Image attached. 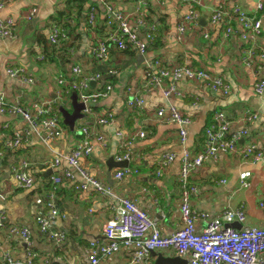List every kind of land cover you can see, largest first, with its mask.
Returning a JSON list of instances; mask_svg holds the SVG:
<instances>
[{
    "label": "crops",
    "instance_id": "1",
    "mask_svg": "<svg viewBox=\"0 0 264 264\" xmlns=\"http://www.w3.org/2000/svg\"><path fill=\"white\" fill-rule=\"evenodd\" d=\"M0 1H7L0 9V19H13L17 23L15 38L0 40V91L10 105L20 103L31 108L36 104H49L51 111L59 114L64 129L59 138L49 141L39 129L34 131L22 116L0 114V192L5 196L0 198V213L6 216V228L0 233L3 251L11 252L15 260L24 258V243L9 229L25 227L31 231L32 249L39 259L49 264L87 263L91 243L105 241L102 227L112 218L114 207L123 197L135 200L157 222L164 236L180 229L178 178L184 147L180 143L178 126L157 117L160 109L171 106L192 119L187 127L186 148L194 154L203 149L205 130L213 115L220 111L232 121V134L243 129L249 131L241 148L254 144L263 153V158L256 163L244 162L237 154H222L193 172L191 182L198 192L192 196V207L207 217L199 220V230L227 209L239 208H244L247 214L244 226L264 227V207H261L264 204V94L255 91L256 83L264 79V13L258 10L264 0H197L194 6L197 23L188 26L183 40L178 38V27L191 7L181 0H149L140 7L149 24L156 27L155 41L147 53L141 55L135 49L119 50L111 45L109 59L104 62L93 57L92 49L112 31L110 21L113 17L106 5H111L116 12L127 13L139 7L137 0ZM223 4L228 9L239 6L250 16L260 19V35L244 40L242 27L235 20L231 22L233 32L227 35V19L212 22L213 14ZM93 6L98 7V18L91 29L88 14ZM32 8L37 9V14L27 21L24 14ZM55 26L67 32V39L59 45L50 40ZM156 59L164 66L185 65L209 71L223 78L230 91L225 94L201 82L182 80L176 86L183 95L167 99L163 89L171 84L170 79L165 80L162 88L147 87L149 70H155L148 69V64ZM74 65H80L86 74L102 75L91 84L90 93L112 86L108 95L100 97L92 107L95 119L111 113L113 122L97 125L93 116L86 115L79 120L81 123L77 121L74 131L64 124L60 107L72 112V94L67 95L62 103L64 106L59 107L62 87L58 81L60 76L72 78ZM10 67L23 68L34 82L10 77L7 73ZM110 71L115 73L110 74ZM136 97L142 98L144 104L130 109L128 101ZM247 113L256 114L257 118L249 121ZM85 125L100 134L105 144L93 139L92 154L82 158L80 165L111 188L112 193L102 195L92 188L77 190L76 187L84 183L80 175L59 185L55 205L60 216L50 229L65 236V240L58 243L49 234L41 233L36 220L49 210L47 203L53 177L72 170L66 157L78 145L79 132ZM26 131L31 135L21 146L12 150L5 148L7 139L16 134L24 135ZM140 131H145L147 136L136 137L132 142L129 148L132 160L128 162V167L138 173L117 180L115 175L123 168H113L109 172L107 162L110 157L116 161V156L124 152L123 142ZM119 133H123V137ZM167 154H176L177 158L158 174V162ZM18 168L34 178L32 188L18 187L14 176ZM245 172L251 173L249 187L241 186L240 176ZM225 226L243 227L239 223H225ZM155 253L178 257L174 251ZM132 259L133 254L122 249L101 264H155L157 257L150 256L138 263H131Z\"/></svg>",
    "mask_w": 264,
    "mask_h": 264
},
{
    "label": "built area",
    "instance_id": "2",
    "mask_svg": "<svg viewBox=\"0 0 264 264\" xmlns=\"http://www.w3.org/2000/svg\"><path fill=\"white\" fill-rule=\"evenodd\" d=\"M80 1V0H77ZM184 4L191 7L189 13L184 17L181 25L178 27L179 39L183 40L187 28L191 24L197 23V12L194 10L197 0H181ZM149 0H137L138 8L132 12H116L111 5H106L111 12L113 20L110 21L111 29L109 36L105 40L96 42L92 49L93 57L100 62L109 59V49L113 45L119 50L129 48L137 50L141 55L147 53L149 47L155 41L156 27L149 24L145 15L141 11ZM7 1H0V9ZM258 10L263 11V3L258 5ZM37 14V9L32 8L24 14V19L31 21ZM98 18V9L93 6L89 10L88 24L92 29L96 26ZM222 19L228 20L226 34L233 32L232 21H237L242 27V38L250 40L258 37L262 30V22L253 16H250L241 7L235 6L228 9L225 4L221 5L213 14L212 22L215 24ZM17 23L13 19H0V40L13 39L16 36ZM139 33H142L140 35ZM207 36V35H206ZM67 39V32L55 26L51 34V43L59 45ZM248 64V61H245ZM154 68L149 75L147 87L162 88L165 80L172 82L163 89L164 96L167 99L181 97L182 91L176 84L182 80H188L197 83H204L215 91H222L227 94L230 87L224 82L223 78L214 75L206 70L195 69L185 65L164 66L160 59L154 60L148 64V69ZM10 77L24 82L33 83L34 79L26 74V71L20 67H10L7 69ZM110 71V74H114ZM101 74H86L80 65H74L72 68V78L67 79L60 76L59 85L62 87L59 107L64 106L63 101L67 95L76 92L80 102L85 104L83 113L93 116L97 125H107L114 120V116L108 113L105 117L98 116L95 119V112L92 105L100 98L106 97L112 90V86H107L104 91L90 93L91 84L101 79ZM255 91L259 95L264 94V79H260L255 85ZM144 100L140 97L128 101L130 109L142 107ZM11 114L22 116L24 121L36 131L40 130L46 140L52 141L63 134V126L60 122L59 114L51 111L48 104L34 105L31 108L23 107L20 103L8 104L5 94L0 91V114ZM36 113V114H35ZM158 119L167 123L176 124L179 128L180 143L184 147L181 157V169L178 183L181 191V223L180 229L171 235L164 236L159 229L157 222L142 210L135 200L123 197L119 199L114 207V213L102 227V233L105 241L102 243L92 242L88 249L87 263L74 264H101L104 259H110L119 253L122 249L129 250L133 254L131 263H138L148 259L153 252L174 251L178 257L187 260L188 264H264V227L244 226L247 220V214L244 208L235 210L227 209L220 217L210 222L206 228L199 230L198 223L200 219H206V215L198 213L192 207V196L198 192V188L192 184L191 176L193 172L204 165L207 161L216 160L222 154H237L244 162L256 163L263 158V153L256 149V145L248 144L241 148V141H245L249 131L243 129L232 134V121L227 115L220 111L213 115L210 125L205 130L204 147L201 151L194 154L187 144V127L192 124L191 117L185 115L175 106L169 109H160L157 112ZM256 114L247 113V120H254ZM81 139L71 154L66 157L72 170L65 171L62 175L53 177V188L48 198V212L45 216L37 217V224L41 233L49 234L52 239L60 243L65 240V236L59 233L51 232L50 229L56 218L60 216L59 210L55 205L56 191L63 182H71L77 175L84 179L82 185H78L77 190L94 189L102 195L111 194V188L100 181L97 177L91 175L88 169L80 165L82 158L92 154V140L99 142L105 140L100 134L85 125L79 132ZM31 135L26 131L24 135L16 134L5 141V148L8 150L16 149L26 141ZM123 137V133H119ZM147 136L145 131L134 134L122 144L123 154L116 156L117 162H131L132 153L129 148L136 137L144 138ZM103 144V145H104ZM177 158L176 154L163 155L158 162V174L161 169L168 166ZM60 158L56 160L57 166ZM138 173L129 167L117 171L115 178L121 180L126 176ZM15 179L18 187L30 189L35 180L22 169H15ZM250 172L242 173L240 176L241 186L249 187ZM224 182V181H222ZM145 192H148L144 189ZM0 198L5 196L0 192ZM264 207V204H261ZM225 223H239L243 225L241 229L225 226ZM6 228V216L4 212L0 213V233ZM11 234L19 235L25 245V256L22 260H15L13 254L9 251H3L0 244V264H49L46 260L39 259L38 254L32 249V236L28 228L11 227Z\"/></svg>",
    "mask_w": 264,
    "mask_h": 264
},
{
    "label": "water",
    "instance_id": "3",
    "mask_svg": "<svg viewBox=\"0 0 264 264\" xmlns=\"http://www.w3.org/2000/svg\"><path fill=\"white\" fill-rule=\"evenodd\" d=\"M70 99L72 101V107H73L72 112L68 111L64 107H60V112L63 115L64 124L68 126L70 130L74 131L77 121L83 120L86 117V115L83 113L85 109V104L79 101L78 94L76 92L72 93ZM107 165H108L109 172H111L113 168H127L128 162L126 161L117 162L114 160L113 157H110V159L107 162ZM108 176H109V181H110L111 173H109ZM232 225H236V223H232ZM151 256L157 257L155 264H188L187 260H184L180 257H174V258L164 257L162 254H158L155 252H153Z\"/></svg>",
    "mask_w": 264,
    "mask_h": 264
},
{
    "label": "trees",
    "instance_id": "4",
    "mask_svg": "<svg viewBox=\"0 0 264 264\" xmlns=\"http://www.w3.org/2000/svg\"><path fill=\"white\" fill-rule=\"evenodd\" d=\"M97 9H98V7H97ZM262 13H264V10L262 11ZM65 30V29H64Z\"/></svg>",
    "mask_w": 264,
    "mask_h": 264
},
{
    "label": "rangeland",
    "instance_id": "5",
    "mask_svg": "<svg viewBox=\"0 0 264 264\" xmlns=\"http://www.w3.org/2000/svg\"><path fill=\"white\" fill-rule=\"evenodd\" d=\"M82 121V120H81ZM81 121H79L78 123H81Z\"/></svg>",
    "mask_w": 264,
    "mask_h": 264
}]
</instances>
